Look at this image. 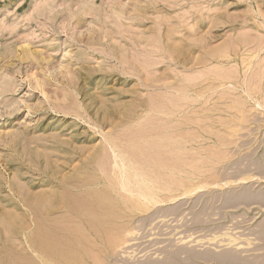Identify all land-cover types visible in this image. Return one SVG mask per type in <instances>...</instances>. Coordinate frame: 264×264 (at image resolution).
Wrapping results in <instances>:
<instances>
[{
  "label": "rangeland",
  "instance_id": "rangeland-1",
  "mask_svg": "<svg viewBox=\"0 0 264 264\" xmlns=\"http://www.w3.org/2000/svg\"><path fill=\"white\" fill-rule=\"evenodd\" d=\"M263 154L264 0H0V264H264Z\"/></svg>",
  "mask_w": 264,
  "mask_h": 264
},
{
  "label": "bare ground",
  "instance_id": "bare-ground-1",
  "mask_svg": "<svg viewBox=\"0 0 264 264\" xmlns=\"http://www.w3.org/2000/svg\"><path fill=\"white\" fill-rule=\"evenodd\" d=\"M259 129V128H258ZM225 143V142H224ZM264 155V154H263ZM116 156V155H115ZM119 159V158H118ZM120 160V159H119ZM111 165V164H110ZM122 165V164H121ZM255 166V165H254ZM115 167H116V165H115ZM218 167V166H217ZM114 168V167H113ZM239 169V168H238ZM124 171V170H123ZM213 172V171H212ZM114 173V172H113ZM117 174V173H116ZM226 174V173H225ZM232 174V173H231ZM245 174V173H244ZM217 176V175H216ZM215 176V177H216ZM217 177H219V175L217 176ZM217 177H216V179H217ZM210 179H212V178H210ZM218 180V179H217ZM214 181V180H213ZM211 182V181H210ZM81 182H80V180H77L76 181V183L74 184V186H73V188L74 189H81V186L79 185ZM90 183V182H89ZM129 184V183H128ZM209 184V183H208ZM126 185H127V183H126ZM125 186V185H124ZM112 188V187H111ZM195 188V187H194ZM95 192V191H94ZM97 192V191H96ZM102 194H99V191H98V193H95V194H89V195H87V196H82V197H80V195L79 194H77V193H73V192H71V191H67L66 189L65 190H62V192L60 193V194H57L56 192H52V193H50V196L48 197L49 199H46V196L48 195V194H44L43 196L42 195H40L39 197H38V200H37V202L39 203L38 205H40L41 203H44V202H47V204H43L44 206H45V211L44 212H42L41 214H38V213H36L35 212V208H34V210H32V215L33 216H35L36 218L38 217V215H41L42 216V218L43 217H46V220L48 221V219H49V217L51 216V215H53L54 214V209L55 208H58V207H60V210L61 211H63L64 213H63V215L60 217V218H58L57 219V225H59V226H57V225H55L56 223L54 222V224L53 225H55L56 227H58V229L60 230V228L59 227H61V226H63V225H65L64 223H65V220L67 221V219H68V214H74V216H77V217H79V216H82V215H88L89 217H92L93 219V221H94V223L95 222H98L96 225H94L95 227H97L101 222L100 221H104V220H102V219H104V218H113L114 216L116 217V216H119L120 215V211L121 210H118L117 211V209H115V204H113L112 203V198H110V194L108 193V192H101ZM102 196L103 197V199H104V201L105 200H107V201H109V202H107L106 203V201L105 202H99L98 201V198H99V196ZM128 195V194H127ZM130 195V194H129ZM100 196V197H101ZM132 196V195H131ZM98 197V198H97ZM93 198V200H91ZM132 198V197H131ZM141 198V197H140ZM46 200V201H45ZM145 201V200H144ZM146 202V201H145ZM43 206V207H44ZM149 206H150V204H149ZM37 208H38V206H36ZM129 208V207H128ZM38 210H39V208H38ZM157 213V212H156ZM123 214V213H122ZM39 218V217H38ZM119 218V217H118ZM32 219V218H31ZM40 220H43V219H41V218H39ZM84 219L85 218H83V220L82 221H84ZM89 219V218H88ZM38 220V219H37ZM50 220V219H49ZM72 220V219H71ZM73 221H74V219H73ZM93 221H91V222H93ZM124 221V220H123ZM44 222V221H43ZM64 222V223H63ZM88 222V221H87ZM90 222V221H89ZM104 222H106V221H104ZM103 222V224L101 225V227H103L104 229H106V226H105V223ZM118 222V221H117ZM121 222V221H120ZM12 223V222H11ZM50 223V222H49ZM70 223V222H69ZM139 223V222H138ZM79 223H77V224H75V226L76 225H78ZM33 225V224H32ZM52 225V223H51V226H53ZM66 225H68V223L66 224ZM65 225V226H66ZM72 225V224H71ZM74 225V224H73ZM82 225V224H81ZM81 225H80V227H81ZM86 225V224H85ZM107 226L109 225V224H106ZM7 226H9V228L10 229H12V227L14 228V226H15V224H8L7 223ZM65 226H63V227H65ZM89 226V225H88ZM50 227V226H49ZM54 227V226H53ZM62 227V228H63ZM66 227H68V226H66ZM66 227L65 228H63V229H66ZM72 227H74V226H71L70 228H72ZM90 227V226H89ZM94 227V228H95ZM61 228V229H62ZM69 228V229H70ZM77 228H78V226H77ZM83 228H85V226L83 227ZM83 228L81 227V228H79V229H81L82 230V232H84V230H83ZM115 228V227H114ZM139 228V227H138ZM56 229V228H55ZM62 229V230H63ZM75 229V228H74ZM88 229V228H87ZM103 229V230H104ZM116 229V228H115ZM68 230V229H67ZM71 230V229H70ZM75 230H77V229H75ZM89 230V229H88ZM73 231V230H72ZM80 231V230H79ZM79 231H77L78 233H79ZM86 231V230H85ZM91 231H93V230H91ZM109 231V230H108ZM124 231H127L126 230V228L124 227V228H122V232H124ZM130 231V230H129ZM70 232V231H69ZM77 232H73V236H74V234L75 233H77ZM116 232V231H115ZM56 233V232H55ZM62 233H63V231H62ZM65 233V232H64ZM81 233V232H80ZM97 233V232H96ZM107 233V232H106ZM128 233V232H127ZM37 234H38V237L40 238V239H36L38 242L36 243L35 241V243H36V246L39 248V249H41V250H44V251H47L48 249H52V250H55L56 252L57 251H63L64 249L65 250H68L69 249V251H70V249H73L74 248V241H75V239H73L72 238V236L69 238V239H73L74 241H69V242H67V241H60V239H61V237H60V239H56L55 238V236H54V232H53V234H52V230L51 229H46V228H44L43 226H39V228H38V230H37ZM59 234V233H58ZM68 235H69V233H67ZM72 234V233H71ZM104 234V233H103ZM68 235H65L66 237L68 236ZM86 235V234H85ZM105 235V234H104ZM107 235V234H106ZM110 235V234H109ZM109 235H107V237H110ZM57 236V235H56ZM62 236H64L63 234H62ZM82 236V235H81ZM58 237V236H57ZM80 237V236H79ZM90 237V236H89ZM83 238V237H82ZM98 238V237H97ZM63 239V238H62ZM33 240V239H32ZM64 240V239H63ZM67 240H68V238H67ZM77 240V239H76ZM90 240V239H89ZM94 241V240H93ZM106 241V240H105ZM109 243H107V245H108V251L106 252V253H108L107 254V259H109L110 257H111V255H113L114 254V252L116 251V249L119 247H121L123 244H125V243H127V240H126V238H125V235L123 234V233H117L116 235H112V238H111V240L109 239ZM83 243V242H82ZM78 244V243H77ZM76 244V245H77ZM89 244V243H88ZM75 245V246H76ZM86 245V244H85ZM30 246V248L32 249V245H29ZM89 246V245H88ZM35 247V246H34ZM36 247V248H37ZM82 247V246H81ZM94 247H96V246H94ZM94 247H91V248H94ZM2 248H3V246H2ZM35 248V249H36ZM78 249V248H77ZM95 249V248H94ZM97 249V248H96ZM104 249V248H103ZM33 250V249H32ZM100 250V249H99ZM104 251H106V250H104ZM35 252V251H34ZM81 252H83V250H81ZM89 252V251H88ZM91 252H93V251H91ZM39 253V252H38ZM44 254V253H43ZM93 254H95L94 252H93ZM36 255H37V253H36ZM90 255V254H89ZM39 256V255H38ZM43 256V255H42ZM103 256V255H102ZM116 256V255H115ZM86 258V257H85ZM20 260V259H19ZM21 260H22V258H21ZM95 260V264H101V262L103 261V259H102V261H100V259H98L97 258V260L96 259H94ZM79 262V261H78ZM104 262V261H103ZM19 263V262H18ZM50 263V262H49ZM48 263V264H49ZM80 263V262H79ZM16 264H17V262H16ZM34 264V263H33Z\"/></svg>",
  "mask_w": 264,
  "mask_h": 264
}]
</instances>
